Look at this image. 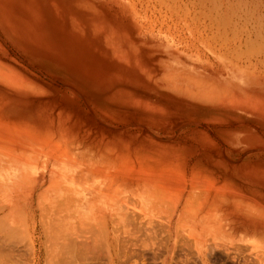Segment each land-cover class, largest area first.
I'll list each match as a JSON object with an SVG mask.
<instances>
[{
	"label": "bare ground",
	"instance_id": "6f19581e",
	"mask_svg": "<svg viewBox=\"0 0 264 264\" xmlns=\"http://www.w3.org/2000/svg\"><path fill=\"white\" fill-rule=\"evenodd\" d=\"M10 44L32 57L39 51L47 58L59 49L64 63L74 58L75 66L78 60L113 66L111 72L129 84L141 72L161 100L196 107L208 117L235 119L245 112L264 124V0H0V80L6 82L2 98H8L0 106L34 105L39 127L0 118V264H70L75 258L87 264L102 257L104 264H114L128 256L126 244L133 245L136 233L162 241L166 260L187 224L195 231L185 237L202 253L212 246L208 241L220 242L210 238L218 208L246 233L221 243L264 248L263 164L249 161L237 168L239 162L222 155L231 163L225 172L237 170L248 178L246 197L225 191L190 158H178L172 142L148 139L154 136L144 122H156L153 107L135 118L145 137L127 127L120 131L112 119L101 121L95 114L67 118L62 88L39 86L19 72L16 66L25 63L17 61ZM212 142L202 146L214 160L218 151ZM160 145L164 157L157 152ZM176 161H183L180 167Z\"/></svg>",
	"mask_w": 264,
	"mask_h": 264
},
{
	"label": "rangeland",
	"instance_id": "374dc122",
	"mask_svg": "<svg viewBox=\"0 0 264 264\" xmlns=\"http://www.w3.org/2000/svg\"><path fill=\"white\" fill-rule=\"evenodd\" d=\"M232 1L236 2V0ZM61 34L63 40L65 39L64 42L68 43L66 41L67 39L65 37V34L63 35V30H61ZM10 49H12L11 51L13 52V54L15 52L16 55H14L17 61L21 63L23 62L22 65L24 63L26 64V62L29 63H27L26 65L24 64L23 67L21 66V64L20 66H14L17 67V70L19 72L23 73L24 75L27 74V76H30V78L32 79L31 81H33L34 83H38L37 85L39 86L40 84L44 85V83L45 86H47V84L50 83L53 84V86H55L57 90L62 88V113H64L67 118L72 119L82 117L83 119H85L90 116V114H95V116L97 115L96 118L101 121L108 122L110 121V119H112V125L114 127L116 126L117 128H120V131L125 132L122 128L127 127L132 129L133 134H137L139 137H145V135L142 134V130L140 131V129L143 128L138 126V122L136 121L138 115L137 112L140 113L144 109L153 107L154 111L157 114V116L154 117L156 119V122H152L153 120L148 121V119H146L144 122L146 123V125L149 124L154 136H148V139L154 138L160 144L172 142L174 144V154L177 155L178 158H190L189 162L195 163L199 171H201L204 175L211 176L214 182H216L217 185H222L225 191L238 190L241 194H244L247 197L244 192L249 185V182H246L248 178L245 176V174L238 172L237 170L234 171L233 169H230V171L225 172V167H228L227 165H230L231 163L226 162L223 159L222 155L230 161L239 162V164L236 166L237 168H239V166H243V164L249 161L252 164H256L257 167H262L261 164L264 165V163H262L264 162V147L261 146L264 145V124H261L256 120L253 121L249 119L248 117L252 115H248L245 112H242L241 114V112L239 111L238 115L240 117L237 116L235 117V119L227 118V116L221 118H215L214 116L208 117L207 115L205 116L200 113L196 107L180 102L159 99L156 96L154 87L152 86L154 84L150 81V79L145 77V74L142 75L141 72L139 74H136L137 76L133 74L132 80H130L133 82V84H129L128 80H120V74L111 72L112 69H114L113 66H109L108 68L97 67L94 66V64L91 65L88 60H85L87 64L84 60H78V63L75 66L73 65L75 64V62L73 61L74 58L71 61L72 64L70 61L69 63H64V61L67 59H65L63 56L61 58L59 49L58 53H53V56L47 57L49 59L45 58L46 56L42 55V53L39 51H37L36 53L40 55L32 57L30 54H24L23 50L18 47L11 45ZM52 58L54 59L50 60ZM87 58L89 59V57ZM21 59H23V61ZM33 66L36 70L33 68ZM19 67L22 68V70ZM109 68L111 69L110 71ZM105 71L109 72L106 74ZM27 72H29V74ZM76 72L79 73V75H77ZM126 73L127 72L125 71H121V74L125 77ZM39 76L41 77V79L39 78ZM56 82L58 85H56ZM5 83L6 82L0 80V100L2 99V101H6V99L8 101L7 97H5L4 99L2 98L3 91L1 88L3 84L4 86L6 85ZM62 85H66V87H62ZM127 85L130 87V89L127 88ZM131 86L134 90H132ZM106 87L108 88L106 89ZM90 89L92 91H90ZM164 89L165 88H163V90ZM74 90L77 95L74 93ZM140 90L142 91L140 92ZM99 91L103 92V94L99 93ZM149 93L152 94L150 95ZM90 94L94 95L91 96ZM154 96L157 97V99H155ZM95 97L100 99H95ZM89 99L94 102L90 101ZM102 100L104 103L102 102ZM63 101L66 103L64 104ZM115 102H117L118 104H116ZM74 104L76 107L74 106ZM108 104L110 108L108 107ZM111 104L115 106L117 105V107ZM122 106H124V108ZM66 107L68 108L65 109ZM122 108L125 110H123ZM0 110H2L0 118H2L4 121L23 124V126L26 127H35L38 123V121L35 120L38 116V112H36L37 108L34 105L20 104L17 102L14 106H0ZM76 111H79L78 115ZM119 121L127 122V124L125 123L123 125ZM128 121L131 122L129 123ZM205 127H207L210 131L205 129ZM35 128L39 129V127ZM30 129L32 130V128ZM34 129L32 130V133L33 131L36 132ZM203 137H207L208 140H204ZM185 139L186 142L184 141ZM211 140L216 143V149L218 151V156L214 160L212 159V152L205 151L204 147L202 146V141H205L208 148H210V143L213 144ZM192 141H195L198 146ZM221 151L224 152L221 153ZM157 152L164 157L166 148L163 145H160L157 148ZM182 162L183 161L178 163L176 161L175 164L173 163V165L176 167H180ZM222 169L223 171L221 172ZM244 170L245 169L243 167V169L240 171ZM203 213H205V211H203ZM212 214L214 216L213 220L216 222L217 227L216 232H214L210 236V238L213 241L217 239V241L220 242L212 244L213 242L208 241V243H210V245L212 246L204 247V252H202L203 249L201 250L202 253L197 252L196 248L192 246V243H189L190 240H187L188 238L185 237L189 236L188 233L190 232V229L192 231H195V228H193V226L187 224V227H189V229L187 230V232H184L183 230L180 231L183 236L180 237V242L177 244L172 255L169 257L167 256L166 260L164 258L167 254V246L162 245V241H156V239L152 240L149 237L146 238L140 236L139 233H136L134 235H131L133 237V245L126 244V249H129L130 251H128V256L126 255L127 257L125 259L120 256V260L119 258L115 259L114 264H118V262L121 264H264V256L262 254L264 248L259 247L253 249V247L255 246L251 245H242V248H239V246L237 247L232 245H225V241L221 243V240L223 239L226 241L229 237H236L239 239V235L243 236L246 233L242 230L240 232L237 229L240 228L239 225H231L227 220H225L219 208ZM188 221H190V219ZM183 223H185V220L183 221ZM157 232L161 234L159 230ZM203 234L204 233H202V235ZM253 237L255 236L250 235V238ZM25 242L26 240L22 242V244L20 245L21 248L25 247ZM239 243L240 241L232 242L230 244L239 245ZM102 258L104 259V257ZM102 258H100L99 260L101 261ZM76 259L77 258H75V260ZM81 259L85 260L83 258ZM103 259L101 262L95 259L96 262L94 261V263L90 262L92 259H89L88 263L90 262L89 264H104V261L107 259L105 258L104 261ZM78 262L80 264H83L84 261L81 262L77 259L76 263L74 264H77ZM106 263L107 261L105 262V264Z\"/></svg>",
	"mask_w": 264,
	"mask_h": 264
}]
</instances>
